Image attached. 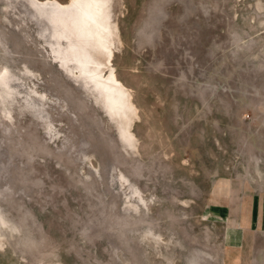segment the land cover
I'll return each mask as SVG.
<instances>
[{
    "label": "rangeland",
    "instance_id": "rangeland-1",
    "mask_svg": "<svg viewBox=\"0 0 264 264\" xmlns=\"http://www.w3.org/2000/svg\"><path fill=\"white\" fill-rule=\"evenodd\" d=\"M32 11L0 0V264H264V0L113 1L130 142Z\"/></svg>",
    "mask_w": 264,
    "mask_h": 264
},
{
    "label": "bare ground",
    "instance_id": "bare-ground-1",
    "mask_svg": "<svg viewBox=\"0 0 264 264\" xmlns=\"http://www.w3.org/2000/svg\"><path fill=\"white\" fill-rule=\"evenodd\" d=\"M19 1H26L38 18L51 25L52 46L64 55L61 63L65 68L74 66L84 81L100 91L108 112L121 124L124 140L132 141L137 109L113 66L117 44L122 43L114 20V0ZM5 77L1 78L4 85Z\"/></svg>",
    "mask_w": 264,
    "mask_h": 264
}]
</instances>
